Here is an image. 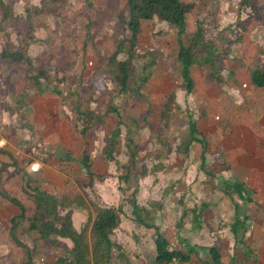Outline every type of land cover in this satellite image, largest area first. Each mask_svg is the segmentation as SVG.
I'll return each instance as SVG.
<instances>
[{"label":"crops","instance_id":"crops-1","mask_svg":"<svg viewBox=\"0 0 264 264\" xmlns=\"http://www.w3.org/2000/svg\"><path fill=\"white\" fill-rule=\"evenodd\" d=\"M232 56L216 54L222 83L211 81L203 67L191 66L193 87L190 92L181 90L200 107V115L190 117L196 124V140L187 144V122L188 136L180 141L178 151L170 152L176 153L178 166L164 162L169 154L163 160L165 172L150 170L138 181L133 178L135 187L129 188L117 177L118 161L105 156V165L97 161L102 159L92 154L91 139L89 159L83 161L85 141L76 133L60 91L42 83L33 91L19 75H0V140L4 143L0 147V264H55L56 257L72 250L68 237L42 239L37 230L28 229L37 211L36 198L44 193L66 199L58 214L71 211L73 228L78 232L86 228L89 244L91 203L121 206L119 225L110 235L107 264H174L157 262L156 231L136 220L129 202L133 189L136 204L148 212L146 217L141 213L144 221L158 227L169 249H194L191 260L179 264H213L212 246L220 264H264V87L251 83L252 69L264 60L257 51ZM195 68L203 71L197 80L191 74ZM164 121L162 126L167 128ZM58 148L65 149L69 160L56 157ZM111 162L115 168L107 173ZM85 163L92 173L102 169L104 176L79 186L77 176L87 178ZM122 189H129L126 204ZM21 212L25 219L17 218Z\"/></svg>","mask_w":264,"mask_h":264},{"label":"rangeland","instance_id":"rangeland-1","mask_svg":"<svg viewBox=\"0 0 264 264\" xmlns=\"http://www.w3.org/2000/svg\"><path fill=\"white\" fill-rule=\"evenodd\" d=\"M196 1H199L196 8L188 16L190 28L183 37L185 44L190 40L195 21L203 20L206 37L218 44L221 55L238 57L242 52L255 54L257 51L258 58L264 60V0H252L251 6H246L242 0ZM0 2L6 6L3 9L0 5V55L8 48L22 51L24 56L18 62H7L0 56V75H19L33 91L32 79L39 76L42 84L60 91L75 122L76 133L85 141L84 154L90 153L88 142L91 139L95 142L92 154L100 157L102 161H97L104 165L103 149L118 122L115 112L110 111L114 108L120 116L115 160L124 163L129 153L135 152L138 171H163L164 158L160 155L171 149L179 150L180 141L188 136V119L201 113L200 107L178 86L181 76L174 28L156 18L142 23L136 48L138 58L133 62L129 87L122 92L114 80V69L107 61L117 40L129 37L119 18L120 14L128 16L126 0ZM123 58L124 54L117 57L118 60ZM148 59L153 61V71L142 81L146 74L142 65ZM191 74L197 80L203 71L195 68ZM139 88L142 94L134 92ZM173 89L176 92L174 104L169 101ZM91 110L96 114L90 115ZM162 112L169 115L167 128L162 126L165 120L161 119ZM83 127L86 129L81 132ZM170 155L164 162L170 167L178 166L176 153ZM114 168L115 163L111 162L105 171L108 173ZM101 172L102 169L93 172L97 180L104 176ZM143 175H138L137 181ZM77 177L79 186L88 183L85 176ZM132 185L135 187L134 182ZM127 190L121 191L125 194L124 204L130 196Z\"/></svg>","mask_w":264,"mask_h":264},{"label":"trees","instance_id":"trees-1","mask_svg":"<svg viewBox=\"0 0 264 264\" xmlns=\"http://www.w3.org/2000/svg\"><path fill=\"white\" fill-rule=\"evenodd\" d=\"M242 1L246 6L252 5V0ZM198 2L196 0H126L128 16L120 14L119 18L124 29L129 32V37L123 36L117 40L116 47L107 61L108 66L114 69V80L119 84L120 91L123 92L129 87V77L134 70L133 62L138 58L136 55V48L142 23L152 20L153 18L166 22L175 30L178 44L177 59L180 63L179 71L181 76V83L178 86L184 88L187 92L191 91L193 81L190 78L189 70L193 64L203 67L207 73V77L211 81L222 83L223 77L217 69L215 60L216 54L219 52L218 44L213 39L206 37V29L203 20L195 21L193 31L189 37L190 40L187 44L183 42V36L188 28L186 19L189 14L194 11ZM201 2H204V0ZM0 5L3 9L6 8L2 2H0ZM120 54H124V58L118 60L117 57ZM0 56L7 62H18L24 57L22 51H12L8 48H4ZM152 62L151 59H148L143 63L142 71L146 74H143L142 81L147 80L149 75H151L153 71ZM41 73H44V71H40V74ZM32 80L37 88H39L41 85L39 76H34ZM251 83L257 88L264 87V62L257 64L252 69ZM134 92L142 94L140 88L137 90L135 89ZM174 100L175 95L174 92H172L169 96V101L174 104ZM110 111L115 112L118 122L110 133V140L104 147L103 154L107 160L114 161V153L119 145L120 116L116 113L114 108ZM89 114L95 115L96 113L91 110ZM168 117V114L161 113V119L165 118L164 122L166 125L168 124V120L166 119ZM188 122L189 139L187 144L196 140L197 133L195 121L189 118ZM84 129H86V127H83L82 130L84 131ZM171 150L167 151L164 155H160V157H168ZM116 165L117 177L120 182L125 184L126 188L131 187L133 178L136 179L138 175H143L145 173V171L142 172L137 170L135 152L129 153L126 162H116ZM84 166L86 167V175L90 184L96 175L89 170L88 163H85ZM30 180L31 178L28 176V183ZM233 186H235V184L229 185L231 188ZM132 192V197L129 198V202L132 204L136 220L141 225L152 227L156 231L155 246L157 262L179 264L181 262L190 261L191 253L194 249L189 246L183 250L169 249L168 241L158 231V227H156L154 223H147L144 221V217L148 215V212L136 204L134 199L135 189H133ZM12 200L16 201L15 199ZM65 201L66 199H58L54 195L45 193L41 198H36L37 211L29 220L28 229L37 230L42 239L50 235H58L61 237H68L72 240V250L67 254L56 257L55 264H107L110 261L112 249L110 235L113 229L119 225L120 216L123 213L121 206H99L95 203H91L94 208V217L91 223V241L89 244L86 237V228H82L79 232L73 228L70 217L71 211L68 210L63 215L58 214L57 208L62 206ZM142 212L144 217L141 214ZM17 218L25 219L24 212H21ZM52 243L58 245L57 241H52ZM210 254L212 263L220 264V257L216 247L212 246L210 248Z\"/></svg>","mask_w":264,"mask_h":264},{"label":"water","instance_id":"water-1","mask_svg":"<svg viewBox=\"0 0 264 264\" xmlns=\"http://www.w3.org/2000/svg\"><path fill=\"white\" fill-rule=\"evenodd\" d=\"M55 155H56V157H58V158H64V159H66V160H69V158H70L69 155L66 153L65 149H62V148H58V149H56V151H55ZM88 159H89L88 155H87V154H84V155H83V161H84V162H87Z\"/></svg>","mask_w":264,"mask_h":264},{"label":"built area","instance_id":"built-area-1","mask_svg":"<svg viewBox=\"0 0 264 264\" xmlns=\"http://www.w3.org/2000/svg\"><path fill=\"white\" fill-rule=\"evenodd\" d=\"M3 145H4V143L0 140V147L3 146Z\"/></svg>","mask_w":264,"mask_h":264}]
</instances>
